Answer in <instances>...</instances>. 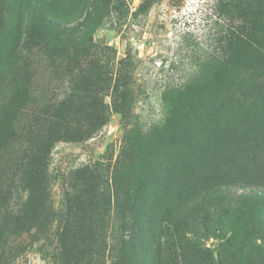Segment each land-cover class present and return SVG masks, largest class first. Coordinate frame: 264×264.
I'll list each match as a JSON object with an SVG mask.
<instances>
[{
	"label": "rangeland",
	"instance_id": "obj_1",
	"mask_svg": "<svg viewBox=\"0 0 264 264\" xmlns=\"http://www.w3.org/2000/svg\"><path fill=\"white\" fill-rule=\"evenodd\" d=\"M226 4L0 0V264H62L34 229L13 234L21 170L12 135L13 113L63 100L71 111L106 110L108 123L87 142L53 146L54 204L67 183L92 180L116 195L115 207L136 195L155 223L171 218L156 264H264V60L238 57L245 52L232 37L252 27L243 19L255 13ZM44 22L60 33L48 34ZM57 45L83 51L78 66L91 80L82 91L74 65L60 71ZM228 53L229 78L219 64ZM119 113H127L126 127Z\"/></svg>",
	"mask_w": 264,
	"mask_h": 264
},
{
	"label": "trees",
	"instance_id": "obj_2",
	"mask_svg": "<svg viewBox=\"0 0 264 264\" xmlns=\"http://www.w3.org/2000/svg\"><path fill=\"white\" fill-rule=\"evenodd\" d=\"M224 2H228L226 6L229 5L237 13L242 14L245 11L243 16H246L247 7L255 13L248 20L243 19L244 23L252 24L248 31L234 36L232 34V40L243 47L245 52L238 57L264 60V0H250L248 5L243 0ZM43 24L48 34L58 35L62 29V26H55L50 22ZM56 43L59 44L58 39ZM51 52L59 61L60 71L69 72L71 65L79 71L73 75L79 91L90 84L91 77L88 72L78 66L85 57L83 51L57 45ZM232 60V53H228L219 63L227 78L231 77L234 69ZM81 99L87 102L86 97ZM97 102L98 98L90 105ZM36 104L46 105V101ZM119 114L126 127L127 113ZM13 118V144L15 152L19 154L21 170L18 177L19 186L13 197V234L19 235L20 231L28 227L30 230L34 229L33 236L37 241L45 240L54 246L55 251L60 252L63 257L62 264H88V258L92 259L93 264H106V253L109 252L108 238L112 242L110 246L114 254L112 264H128L127 246H130L133 264H156L157 252L166 244L163 243V238L168 240L170 235L168 226L171 224V218L155 223L153 210L144 212L143 207L136 203V195L123 197L122 205L115 207L113 201L116 195L113 192L107 194L103 189L99 190L98 184L92 180L85 183L75 180L62 187L63 193L58 203L54 204L50 198L53 195L54 179L49 173L47 161L53 146L61 141L83 143L92 139L108 123L106 110L71 111L68 108V100H63L53 107L18 111L13 113ZM129 132L130 130H125V136ZM152 138L154 135L149 138L150 142ZM87 172L91 173L89 170ZM154 182L156 185L160 184L158 179ZM182 207L185 208L184 205ZM116 209L118 218L113 224L111 215ZM142 236L148 240L146 247ZM70 243L78 244L76 252L74 247L69 246ZM166 248L168 250V245ZM149 249L151 260L147 252ZM138 250H143L144 253L140 255Z\"/></svg>",
	"mask_w": 264,
	"mask_h": 264
}]
</instances>
